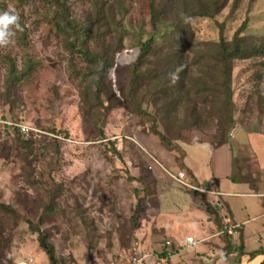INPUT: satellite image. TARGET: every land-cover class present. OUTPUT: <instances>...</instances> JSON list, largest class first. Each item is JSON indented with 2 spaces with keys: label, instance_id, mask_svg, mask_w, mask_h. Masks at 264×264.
<instances>
[{
  "label": "rangeland",
  "instance_id": "374dc122",
  "mask_svg": "<svg viewBox=\"0 0 264 264\" xmlns=\"http://www.w3.org/2000/svg\"><path fill=\"white\" fill-rule=\"evenodd\" d=\"M232 1L216 19L198 18L182 23L166 35V40L187 48L192 59L196 52H192L190 46L207 50L206 43L220 41V23H226L228 40L233 38L246 18L249 19L246 33L264 37V0H256L252 6L249 0H242L234 14H231ZM3 2L31 30L27 37L28 50L41 63L19 89L18 105L11 109L2 95L6 73L2 60L4 54L10 53L21 60V29H14L13 42L0 46V120L20 117L40 131L34 134H47L46 141L50 146L47 149L35 146L32 152L23 149L19 146L18 134L8 133L0 124V264H50L40 246L39 234L32 231L29 222L40 223L45 206L51 203V191L58 185L61 187L54 210L45 217L42 226L56 247L58 264L108 263L130 247L133 228L135 223L138 226L141 218V213H134L141 200L133 199L134 191L141 185L128 180L133 177L128 172L127 161H137L138 158L146 162L145 155H152L169 167L170 160L176 156L184 158V153L189 156L198 154L197 146H201V142L195 140L220 141L239 123L264 129V76L259 77V65L252 60L235 61L231 70V105L224 100V75L214 78L205 73L204 84L200 83L201 70L207 67L195 64L189 67L179 89L175 87V96L167 94V90H171L167 88L159 91L155 101H151L148 93L152 87L148 82L142 84L138 96L142 106L157 117L158 128L165 134L167 143L177 146L171 151L153 132L152 117L138 116L136 107L122 97L114 70L109 75L113 80L111 87L106 75L100 80L101 86L86 78L85 74L74 77L68 66L69 53L63 54L59 47V33L49 30V19L57 9L54 0ZM120 2L126 10L117 15V20L126 25L128 42L137 46L142 33L152 28L149 0ZM90 8L89 2L72 3L73 16L82 19L83 12ZM108 21V33L117 34L116 22L112 18ZM168 50L165 53H169ZM81 62L82 59H78V68L87 71ZM121 77V84L127 86L132 73L124 71ZM200 85H204L201 90ZM180 87L184 88L183 93ZM98 88H102L103 98H111L110 103L106 102L111 110L105 115L96 108L98 117L95 119L88 112L86 98ZM91 98L90 101H94ZM229 115L235 121L232 127L229 126ZM94 120H99L98 127L105 130L109 139H102ZM50 128L63 133L58 135L63 142L60 153L52 140L56 135L46 132ZM121 136L133 141L125 140L120 155L114 150L117 148L114 140ZM178 146L182 147L181 150ZM239 163L236 161L238 168ZM145 168L148 178L154 174L152 166ZM3 204L9 205L16 213L5 210ZM184 227L186 230L190 228Z\"/></svg>",
  "mask_w": 264,
  "mask_h": 264
},
{
  "label": "trees",
  "instance_id": "16d2710c",
  "mask_svg": "<svg viewBox=\"0 0 264 264\" xmlns=\"http://www.w3.org/2000/svg\"><path fill=\"white\" fill-rule=\"evenodd\" d=\"M24 3L27 0H18ZM57 6L55 14L49 19L50 29L55 33H59V43L61 49L68 52L70 58H68L69 69L72 70L74 77H79L85 74L86 78H90L95 84L101 86V78L106 75L109 77L110 73L115 69V74L118 83L120 84V92L122 97L136 109L138 116L152 117L153 124L152 130L158 135L162 142H164L169 149L174 150L177 148L171 142L167 143V138L163 134L157 124V117L152 116V113L142 106V102L138 101V96L141 92V87L144 82L151 84V91L148 95L155 101L156 95L159 91H166L167 88L171 90L167 94L170 96L176 95V90L181 86L187 73L190 71L191 65L199 64L205 65L207 69L201 70L203 76L200 77L199 82L204 84V74L211 75L214 78L219 74H223V82L225 92V101L228 104L233 105L232 87H231V70L236 60H252L259 65V77L264 76V37H256L247 34L246 31L249 27V19L246 18L241 26L236 30L233 38L228 40L225 36L226 23H220L222 35L219 42H208L205 47H209L207 50H199L195 45L190 46L192 52H196V56L190 59V55L186 52L187 48L179 47L178 45L168 42L166 35L178 29L182 23H190L194 19L198 18H210L216 19L217 16L226 8L232 0H149V13L151 19V30L142 33L137 46H134L128 42L129 35L126 25L117 20L119 13L126 10L122 6L121 0H54ZM242 0H233L231 14H234L239 8ZM256 0H249V5L252 6ZM89 2L91 8L83 12L81 18L78 19L73 16L72 3ZM120 9V12H118ZM10 10L8 5L4 4L3 0H0V12ZM108 18H112L116 22L117 34L108 33ZM21 36H19V45L22 47L21 62L18 56L10 54L3 55V63L6 67V73L4 76L3 86V98L6 104L10 105L11 109H14L18 104L17 100L20 99L18 91L39 68L40 60L33 57L28 50L27 37L30 34V29L26 26V23L19 21ZM91 41H94L93 44ZM139 48L140 53L136 57L135 61L126 65L117 64V54L126 49ZM189 47V46H188ZM212 48H216L213 50ZM170 49V50H168ZM168 50L169 53H165ZM82 59L87 71H83L78 68L77 61ZM84 69V67L82 68ZM132 73L130 84L127 86L121 84L122 72L128 71ZM110 78V77H109ZM109 86L113 85V80L109 79ZM171 82V83H170ZM204 85H200L199 89H203ZM183 87H180L183 93ZM106 91V90H105ZM186 91V90H185ZM218 91V90H217ZM102 88L95 90L93 94L87 95L88 112L96 119L98 114L97 109H101L103 114H108L111 110V106L108 104L109 98L102 97ZM148 92V91H147ZM188 92V90H187ZM264 93V91H263ZM94 101H90V98ZM111 99V98H110ZM108 102V103H106ZM100 113V116H103ZM136 115V116H137ZM229 126L235 123L233 116L229 115ZM13 121H20V117H13ZM98 121L94 120L96 127L99 130V134L102 139H109L106 137L105 130L98 127ZM5 130L18 134L19 146L23 149L32 152L35 146L39 148L47 149L50 144L46 141L49 137L47 134H34L29 136L22 134L19 127L9 126L3 124ZM46 131V130H45ZM46 132L56 135L52 138L53 143L57 148V152L60 153L62 146V139L60 136L63 133L56 128H50ZM34 134V135H33ZM68 137V134H65ZM38 136H41L40 138ZM111 141V140H110ZM114 150L121 155L119 150ZM57 165V163H56ZM130 182L138 181L143 183V177L131 178ZM56 183V182H55ZM58 185V184H56ZM56 190L51 191V203L45 206L44 213L40 223L34 224L29 222L31 229L34 233L39 234V243L41 248L47 254L50 264H58L57 252L55 245L50 241L49 233L42 229L45 221V217L53 212L55 206V198L59 194L60 185L56 186ZM138 190V188L136 189ZM207 212L214 217L217 223H221L223 220L221 211L226 207L214 205L210 203L205 197L203 198ZM2 207L10 212L16 213V211L9 205H2ZM230 215V212H228ZM222 227V226H221ZM137 228V223L133 228V234ZM223 229V227L221 228ZM220 229V230H221ZM219 230V231H220ZM240 228L237 230V233ZM236 233V234H237ZM223 238L226 246L224 251L226 255H230L233 252H239L240 256L246 255L245 244L243 238L241 241H236L235 234L229 235L228 233L220 235ZM131 248V245L127 250ZM262 250L249 253L251 259H254L258 255L262 254ZM264 264V262L262 263Z\"/></svg>",
  "mask_w": 264,
  "mask_h": 264
},
{
  "label": "crops",
  "instance_id": "0c3cea01",
  "mask_svg": "<svg viewBox=\"0 0 264 264\" xmlns=\"http://www.w3.org/2000/svg\"><path fill=\"white\" fill-rule=\"evenodd\" d=\"M235 126L220 141L195 140L201 142V146L196 145L197 155L166 156L171 159L169 167L152 155H145L146 162L130 159L143 168L152 166L154 172L148 178L146 170L143 183L135 181L141 187L133 195L134 201L141 200L134 210L141 218L130 245L141 241L154 254L148 264L264 262V129L242 123ZM179 171H185L192 184L216 193L181 186L170 175ZM204 197L214 205H226L220 224L207 212ZM228 220L241 226L235 240L243 238L246 255L225 254L226 244L218 232ZM184 226H190L189 230ZM258 250L263 253L251 259L248 254Z\"/></svg>",
  "mask_w": 264,
  "mask_h": 264
},
{
  "label": "built area",
  "instance_id": "2783aa9c",
  "mask_svg": "<svg viewBox=\"0 0 264 264\" xmlns=\"http://www.w3.org/2000/svg\"><path fill=\"white\" fill-rule=\"evenodd\" d=\"M139 49H127L121 53L117 54V64L123 65L124 63L128 64V62L132 63L135 61L136 57L139 55ZM115 71V69H114ZM0 124H7L9 126L19 127L21 132L25 136H29L31 133L40 132L39 130L30 126L27 122L23 121H13L12 119H1ZM130 139L127 136H121L116 138V147L118 150H122L124 148L125 140ZM133 141V140H132ZM127 167L129 174L134 178H140L144 175V170L140 164L133 162L132 160L127 161ZM170 175L177 180V182L189 189L198 190L205 193H216L214 191H210L205 188L198 187L192 184L189 179L188 175L185 171H179L178 173L174 174L170 172ZM240 225L231 223L228 220V223L218 232V235H222L228 233L229 235H234L237 233V230L240 228ZM171 242L168 241V245ZM154 256V254L147 248H145L141 241H135L129 250H124L122 253H119L117 257L111 259L106 264H148V261Z\"/></svg>",
  "mask_w": 264,
  "mask_h": 264
},
{
  "label": "clouds",
  "instance_id": "9594fccd",
  "mask_svg": "<svg viewBox=\"0 0 264 264\" xmlns=\"http://www.w3.org/2000/svg\"><path fill=\"white\" fill-rule=\"evenodd\" d=\"M20 28L19 16L13 10L0 12V46L13 42L16 35L14 29Z\"/></svg>",
  "mask_w": 264,
  "mask_h": 264
}]
</instances>
